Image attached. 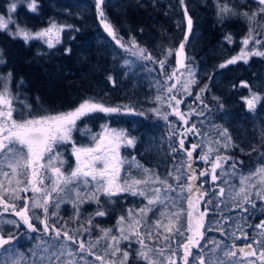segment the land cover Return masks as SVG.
I'll return each mask as SVG.
<instances>
[{"label":"trees","instance_id":"16d2710c","mask_svg":"<svg viewBox=\"0 0 264 264\" xmlns=\"http://www.w3.org/2000/svg\"><path fill=\"white\" fill-rule=\"evenodd\" d=\"M12 2L0 0V15L7 17L8 5ZM218 3H227L237 13L251 14L258 8L256 0H184L183 5L180 0H105L103 10L118 35L126 44L135 40L138 48L151 55L150 60L133 56L112 41L100 24L95 0H37L35 13L29 11L26 5H18L17 11L12 14L15 25L10 28L13 31L18 25L35 33L53 23L63 26V31L59 34L60 42L52 48L43 39L25 42L0 32V77H7L11 73L9 87L16 96L15 117L20 119L21 112L25 115L30 112L32 116L67 112L88 99L119 108L118 113L97 112L77 121V127L71 134L72 142L57 148L65 161L64 173L69 174L75 167L72 143L77 147L90 146L92 136L100 134L102 126H107L116 131L124 130L130 138H135L134 145H121L119 149L121 157L127 161L121 168V180L129 176L141 178L145 175L142 169H148L161 178H168L174 186L175 182L167 174L170 170L174 171L179 161L186 159V154L183 151L173 153L172 149L179 147L180 134L195 125L196 132H188L183 138L185 149H190L192 144L200 145L192 159L197 175L201 170L210 168L209 164L198 158L209 145L217 150L210 159L214 160L217 154L227 158L223 164V174L218 170L220 179L215 184L210 176L201 177L196 184H203L209 193L214 188L218 190V187L230 190L229 184L238 188L241 175L246 176L264 165V56H251L247 63L241 60L225 68L219 67L240 53L242 40L249 32V23L242 15L231 16L222 22L217 15ZM185 8L193 22L191 33L187 30ZM257 23L264 24V18H258ZM252 27L260 33L258 38L264 40V28H258L257 24ZM229 35L231 43L225 39ZM182 42L185 44L184 63L194 76L189 77L184 68H180L177 75L181 83L189 79L196 82L189 89L191 94L183 91L180 85L172 94L182 101L179 111L188 121L187 124L168 107L170 94L165 91L167 75L177 67L174 53ZM256 47L264 51L259 45ZM168 50H172L173 55L167 56L165 67L161 69L157 61L164 60ZM171 83L175 81H167V84ZM253 94L259 95L262 100L254 111H249L245 98ZM158 96L162 97L160 101L156 99ZM225 130L227 135L222 136ZM225 180L229 183H222ZM91 187L81 184V195ZM75 190L73 187V192ZM177 193L170 195L176 196ZM24 195L30 197L32 193H21V196ZM253 199L256 207L253 209L251 205H245L249 208L248 212L239 208L233 210L230 198L227 207L221 204L222 212L202 201L200 210L203 211L205 207L209 209L205 218L206 227L211 226L214 230L206 231L205 240L201 243L215 239L229 246L235 243L237 247H243L253 239H264L259 235L261 230L255 228L264 220V201ZM214 200L219 203L218 198ZM17 203L22 204V201ZM100 204L101 210L106 212L105 216L95 215L98 208L95 202H85L80 206V219L77 222L73 219L72 203H61L58 215L50 216L49 223H54L57 228L75 230L80 225L88 227L87 220L91 216V234H85L86 239L95 240L101 235V229H112L113 235H119L118 219L127 217L129 209L135 212L143 208L147 201L130 194H121L108 201L101 195ZM181 204L187 209L186 201L177 200V208ZM157 208L164 210L159 205ZM160 211L154 208L147 214L150 228L160 219ZM224 217L230 219L225 222ZM186 219V216H182L180 223L186 225ZM7 220H17L21 227L7 224ZM217 220L220 225H217ZM33 223L41 231L30 233L18 217L0 208V232L6 237L9 234L16 237L17 249L26 254L38 242L30 237L42 235L43 224L40 220H33ZM237 224L243 226L249 240H234L231 233L236 231ZM220 226L227 235L215 230ZM106 243L100 240L95 251L103 254ZM146 243L163 247V241L159 238L146 240ZM139 247L134 238L121 241V253L117 257L109 255L108 258L119 264L122 252L128 251V264H145L136 255ZM253 247L259 252L264 245L254 244ZM197 251L193 249L194 254Z\"/></svg>","mask_w":264,"mask_h":264},{"label":"snow or ice","instance_id":"6c2138e0","mask_svg":"<svg viewBox=\"0 0 264 264\" xmlns=\"http://www.w3.org/2000/svg\"><path fill=\"white\" fill-rule=\"evenodd\" d=\"M104 3L105 0H95L97 16L104 32L119 48L130 52L133 56L152 59L144 49L136 46L135 40H132L130 44L123 41L106 18L102 7ZM180 3L183 5L184 0H180ZM256 3L257 11L251 14L237 13L227 3L217 4V15L222 22L231 16L242 15L249 23V32L242 40L243 46L240 53L222 63L220 68L236 64L241 60L247 63L251 56H264V51L256 47L259 45L264 48V40L258 38L260 33L252 27L253 24H257L258 28H264V24L257 23L258 18H264V0H256ZM18 5H26L27 9L33 13L38 7L37 0H13L8 5L7 17L0 15V32H5L13 38L23 39L25 42L43 39L49 48L60 42L59 34L63 31V26L55 23L35 33L18 25L13 31L10 28L11 25H15L12 14L17 11ZM184 14L187 19L188 33H191L193 22L188 16L187 8L184 9ZM225 39L229 43L232 42L230 35ZM184 47L185 44L182 42L174 53L177 67L167 75V81L174 80L175 83L169 85L166 81L165 91L170 94L168 107L173 109V114L178 116L184 124H187L188 121L179 111L182 101L172 94L178 85L183 91L191 94L189 89L196 82L194 79H189L181 83L177 75L179 69L184 68L189 77L194 76L184 63ZM171 55H173L172 50H168L166 58L157 61L161 69L165 67L167 56ZM10 79L11 73L7 77H0V208L3 212H11L18 217L30 233L41 231L33 220H40L43 229L39 237H30V239H37L38 242L28 250L27 254L17 249L16 237L12 234L6 237L0 232V264H95V262L116 264L115 260L108 258L109 255L117 257L121 253V241H131L133 238L140 246L136 255L145 264H264V247H261L259 252L253 247L254 244L264 245V239H253L243 247H237L235 243L229 246L215 239L202 244L206 231L214 229L211 226L206 227L205 218L209 209L205 207L201 211L199 207L203 201L205 205H213L217 211L222 212L221 204L227 207L228 198H230L233 210L239 208L243 212H248L249 208L245 205H251L254 209L256 204L253 197L264 201V165L257 167L246 176L241 175L238 188L229 184L230 190L218 187V190L214 188L209 193L203 188V184L197 185L196 181L201 177L210 176L215 184L220 179L218 170L220 174H223V164L227 162V158L217 154L214 160L210 159L217 150L209 145L207 151L202 152L198 158L209 164L210 168L201 170L197 175L192 159L193 153L200 145L192 144L190 149H185L183 138L188 132H196L193 125L185 129V133L180 134L179 147L172 149L173 153L183 151L186 154V159L179 161L174 171L170 170L167 174L175 182V186L169 182L168 178H161L148 169H142L145 175L141 178L129 176L121 180V168L127 161L121 157L119 149L121 145H134L135 138H130L124 130H110L107 126H102L103 131L92 136V145L77 147L74 142L72 143L75 167L66 175L62 170L65 161L57 148L61 144L72 142L71 134L77 127V121L97 112L118 113L120 109L88 99L67 112L40 116H32L30 112L25 115L21 112V118L17 119L14 115L17 111L14 107L16 96L9 87ZM156 99L160 101L162 97L158 96ZM261 100L262 97L256 94L245 98L248 110L254 111ZM164 118L167 119V116ZM221 135L226 136V130ZM136 167L139 168L140 165L137 164ZM232 167L235 170V164ZM232 174L235 175V171ZM182 180L185 182L181 183ZM222 183L229 182L225 180ZM81 184L92 185V187L81 195L79 190ZM73 187L76 189L74 192ZM177 189H179L178 193ZM29 192L32 193L30 197L21 196V193ZM172 193L177 195H170ZM121 194L143 197L147 204L135 212L129 209L127 217L121 216L118 219L119 235H113L112 229H101V235L95 240L86 239L85 234H91L93 224L91 216L87 220L88 227L80 225L75 230H68L66 227L57 228L54 223H49V217L57 216L61 203L67 201L73 205L75 213L73 219L77 222L80 219V206L85 202H95L98 205L95 215L105 216L106 212L101 210L100 196L111 201L113 197ZM214 198H218L219 203H216ZM177 200L186 201L187 209L183 207V204L177 208ZM18 201H22V204H18ZM158 205L164 210L160 211V208H157ZM154 208L160 211V219L156 220L150 228L147 214ZM182 216L187 218L186 225L180 223ZM223 219L227 222L230 218ZM5 222L16 228L21 227L17 220ZM216 223L220 225L219 220ZM255 228L261 230L259 235L264 238V220L255 225ZM215 230L220 231L222 235L228 234L222 226ZM237 232L240 234L237 235ZM231 236L234 240H249L248 233L240 224H237L236 231H233ZM156 238L163 241V247H153L146 243V240ZM100 240L107 242L103 254L95 251ZM193 249L198 250L196 254L193 253ZM89 257L94 259L90 260ZM128 258L129 252L123 251L119 264H128Z\"/></svg>","mask_w":264,"mask_h":264},{"label":"rangeland","instance_id":"374dc122","mask_svg":"<svg viewBox=\"0 0 264 264\" xmlns=\"http://www.w3.org/2000/svg\"><path fill=\"white\" fill-rule=\"evenodd\" d=\"M48 28V27H47ZM43 29H46V28H43ZM82 103V102H81ZM80 104V103H79ZM79 104L76 106V107H78L79 106ZM76 107H74V108H72V109H70V110H73V109H75ZM70 110H67V111H70ZM110 130H114V129H110ZM102 132V131H101Z\"/></svg>","mask_w":264,"mask_h":264}]
</instances>
